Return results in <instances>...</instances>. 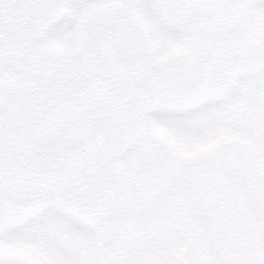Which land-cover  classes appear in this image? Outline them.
<instances>
[{"label": "snow or ice", "instance_id": "snow-or-ice-1", "mask_svg": "<svg viewBox=\"0 0 264 264\" xmlns=\"http://www.w3.org/2000/svg\"><path fill=\"white\" fill-rule=\"evenodd\" d=\"M0 264H264V0H0Z\"/></svg>", "mask_w": 264, "mask_h": 264}]
</instances>
